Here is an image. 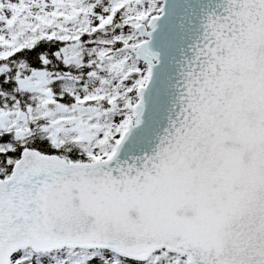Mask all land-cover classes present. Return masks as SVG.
Here are the masks:
<instances>
[{
  "label": "snow or ice",
  "instance_id": "6c2138e0",
  "mask_svg": "<svg viewBox=\"0 0 264 264\" xmlns=\"http://www.w3.org/2000/svg\"><path fill=\"white\" fill-rule=\"evenodd\" d=\"M0 264H264V0H0Z\"/></svg>",
  "mask_w": 264,
  "mask_h": 264
}]
</instances>
